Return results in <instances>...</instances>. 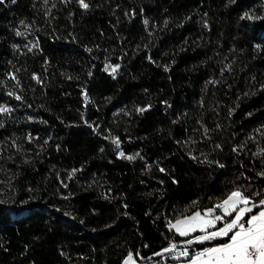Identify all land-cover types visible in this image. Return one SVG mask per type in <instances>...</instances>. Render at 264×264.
Returning <instances> with one entry per match:
<instances>
[{"label": "trees", "instance_id": "1", "mask_svg": "<svg viewBox=\"0 0 264 264\" xmlns=\"http://www.w3.org/2000/svg\"><path fill=\"white\" fill-rule=\"evenodd\" d=\"M85 2L0 4V264L147 258L193 200L264 190V0Z\"/></svg>", "mask_w": 264, "mask_h": 264}, {"label": "snow or ice", "instance_id": "2", "mask_svg": "<svg viewBox=\"0 0 264 264\" xmlns=\"http://www.w3.org/2000/svg\"><path fill=\"white\" fill-rule=\"evenodd\" d=\"M10 2L15 4L17 0H10ZM64 2L71 3L72 0H64ZM77 2L85 10L90 7V4L86 3L85 0H77ZM4 3L5 0H0V4ZM45 3H47V0H45ZM241 19L264 20V16L245 13ZM147 23L145 21V24ZM21 24H24V21H21ZM16 35L20 36L23 33L17 31ZM29 51H31V48ZM119 67L120 65L118 64H108L105 70H110L112 74H115ZM167 70L168 68L165 67V71ZM7 75L19 86L20 82L14 74L8 73ZM33 79L39 82V77L35 74L33 75ZM8 95L15 96L17 100L22 99L21 96L15 95L13 92H9ZM84 97L87 102L86 92L84 93ZM146 110L147 108L137 109L140 113ZM11 111L12 109L0 105V114L10 113ZM2 127H4V124L0 122V128ZM204 131L207 133L208 129L205 128ZM257 131L260 130L258 129ZM110 138L111 142L119 148V138ZM26 139L31 142L33 137L29 134ZM13 147H17L19 151V147L15 145L14 141ZM216 147L219 148L220 145H216ZM233 151H237V149L234 148ZM256 155H264V148L260 149ZM119 156L128 160H134L136 156H139V153L135 156H125V153L121 151L119 152ZM192 158L197 159L195 156ZM215 163L220 168L225 167V165L218 161ZM75 171L74 169L70 176L74 175ZM160 171L164 172L165 169L161 168ZM258 175L264 177V171H261ZM0 183H3V181H0ZM231 183L233 185L232 188L227 190L221 197L215 199L209 197V200L213 201L210 206L201 207L198 200H193L191 205L184 209L183 213L178 215L174 220L169 219L166 225L169 232H174L180 237L187 238L183 241L185 247L178 251L177 244L170 241L168 247L164 248L162 252L154 253V255L162 256L164 253H175L173 259L179 260L181 257H184L186 258V264H264V190L249 194L250 185H239L234 181ZM5 203V200H0V204ZM21 203L27 204L28 201ZM189 212L190 214H185ZM65 215H68V213H65ZM218 240L225 242L203 247L198 251H190L193 245H204L206 242ZM136 255H139V253L137 252ZM123 264H136L132 252L128 253Z\"/></svg>", "mask_w": 264, "mask_h": 264}, {"label": "rangeland", "instance_id": "3", "mask_svg": "<svg viewBox=\"0 0 264 264\" xmlns=\"http://www.w3.org/2000/svg\"><path fill=\"white\" fill-rule=\"evenodd\" d=\"M258 211V210H257ZM213 242V241H212ZM177 244V250H182L183 247H185L184 243H177V242H173ZM216 243H210L207 245H204L202 247L198 246V245H193L192 248L190 249V251H198L203 247H208V246H213ZM162 252V251H160ZM139 255H141L139 253ZM175 253H164L162 256H156V255H152L150 257H147L146 260L141 261L137 256H134V260L136 261V264H186V258L181 257L179 260L173 259ZM141 257H143L141 255ZM145 258V257H143ZM154 259V260H153Z\"/></svg>", "mask_w": 264, "mask_h": 264}, {"label": "built area", "instance_id": "4", "mask_svg": "<svg viewBox=\"0 0 264 264\" xmlns=\"http://www.w3.org/2000/svg\"><path fill=\"white\" fill-rule=\"evenodd\" d=\"M138 258H139L141 261L146 260V258L141 257V255H138Z\"/></svg>", "mask_w": 264, "mask_h": 264}]
</instances>
